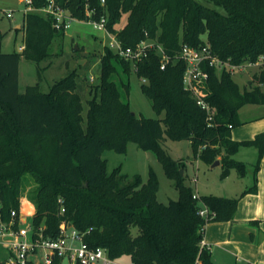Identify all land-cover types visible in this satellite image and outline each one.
I'll return each mask as SVG.
<instances>
[{"label":"trees","instance_id":"trees-1","mask_svg":"<svg viewBox=\"0 0 264 264\" xmlns=\"http://www.w3.org/2000/svg\"><path fill=\"white\" fill-rule=\"evenodd\" d=\"M52 1L82 20L106 15L108 30L123 47L157 40L170 61L161 68V56L150 49L134 65L106 45L87 108L76 71L56 81L49 92L35 84L21 93V56L39 62L49 55L54 39L65 35L64 28L55 26L52 14L27 12L23 49L0 53V225L9 222L13 209H21L23 178L30 174L34 235L41 232L56 238L61 223L67 222L85 232L90 246L104 248L112 259L129 255L132 264H213L211 250L201 246L206 225L233 219L241 197L258 190L264 131L247 140L233 139L231 131L243 124L242 107L264 105V62L244 88L230 70L203 64L209 78L200 88L213 106L210 118L185 88L187 63L179 55L184 43L194 47L209 43L212 52L231 65L257 62L264 55V0ZM50 3L31 0L37 9ZM124 13L127 22L117 29ZM120 67L129 76L121 77V85L128 90L135 72L143 93L158 114L164 113L163 118L133 114L119 84L111 79ZM166 138L189 140L195 156L208 164L219 159L222 177L232 169L246 176L248 165L234 155L241 147H255L254 185L237 198L198 196L185 184L181 163L167 154ZM131 140L157 155L176 183L177 200L159 201V180L153 170L146 182L139 175L129 179L119 169L107 172L104 151L124 153ZM203 206L208 208L207 216L200 214ZM51 264L63 262L55 257Z\"/></svg>","mask_w":264,"mask_h":264},{"label":"rangeland","instance_id":"rangeland-1","mask_svg":"<svg viewBox=\"0 0 264 264\" xmlns=\"http://www.w3.org/2000/svg\"><path fill=\"white\" fill-rule=\"evenodd\" d=\"M31 9V10H30ZM12 10V16H7L4 11ZM29 11H37L41 15L47 12L42 8H35L26 0H0V53L21 52L20 46L24 43V29L18 28L24 25L25 14ZM48 14V13H47ZM71 15V12L67 11ZM127 22V14L124 13L116 24L117 29H121ZM115 36L106 29L96 28L92 21L82 20L72 17L69 27L65 29L64 37L58 36L52 42L49 55L39 61L27 59L21 56L19 66V90L25 92L28 85L39 84L43 92H49L52 85L66 77L73 71L77 73L78 90L87 108V99L91 98L96 88L97 77L101 73L100 61L105 53V46L113 49ZM260 66H245L238 68L233 73L235 80L241 88H244L247 81L254 79V73L258 72ZM121 77L124 79L129 76L123 74L121 67L117 74H113L111 79L116 81L121 90V97L129 102L133 112L137 116L150 118H163L164 113L158 114L152 107L150 99L142 91V80L135 72L130 75V88L127 90L121 85ZM253 108V109H252ZM264 111V105L247 104L241 114L244 119L258 116ZM237 132L244 129L238 128ZM163 146L169 156L178 163L183 169L185 184L191 186L196 194L206 195H237L248 185H252L253 175L251 172L245 177H241L236 169H232L229 176L222 177V164L212 167L199 157H196L192 144L187 139L166 138ZM241 153L235 158L242 160L246 164L253 166L256 160L254 147L244 146ZM106 159V170L110 174L115 169H119L129 179L139 175L143 181L149 178L150 170L155 171L159 180L157 196L159 201L169 203L177 200L179 191L176 183L167 175L163 164L157 155L150 150L141 149L134 141H129L127 150L119 153L114 149H106L103 153ZM34 181L30 174L23 178V187L20 200L23 207L30 205L35 212L34 205L29 198V192ZM32 217H28L31 221ZM137 231L134 230V234ZM13 256L10 249L0 245V261L6 263ZM117 264H132L129 255H123L116 260ZM215 264H217L215 262ZM234 264V263H233Z\"/></svg>","mask_w":264,"mask_h":264},{"label":"built area","instance_id":"built-area-1","mask_svg":"<svg viewBox=\"0 0 264 264\" xmlns=\"http://www.w3.org/2000/svg\"><path fill=\"white\" fill-rule=\"evenodd\" d=\"M102 1L105 2V0ZM26 3L31 4V0H26ZM43 9L54 16L57 28L67 29L69 27L72 16L68 15L64 8L55 6L51 0V3ZM4 12L7 16H12V10ZM89 21H92L93 25L98 29L108 30V18L106 15L102 16L100 20ZM114 45L116 48H111L134 65L147 56V51L150 49H155L161 56V68H165L170 61L169 55L157 40L142 41L137 47L132 48L123 47L115 36ZM20 48L23 49V45ZM179 57L187 63L183 77L185 88L192 93L196 98L197 104L207 111L210 118L214 114V109L210 102L202 96L200 88V86H204L207 83L209 78V73L203 68V64L208 63L211 66L217 64L220 68H226L234 73L238 68L257 66L264 62L263 55L255 63L231 65L214 54L209 43L201 47H194L184 43ZM208 213V208L203 206L200 214L207 216ZM0 245L9 248L13 254L10 260L7 261L11 264H27L29 261L35 264H51L55 257H59L63 262L67 254L69 255L68 264H117L116 259L110 258L104 248H93L90 246L85 240V232H80L70 223H61L60 234L56 238L45 237L41 232L34 235L32 223L28 221V213L23 212L21 209H13L9 222L1 223ZM201 246L208 247L204 239L201 241Z\"/></svg>","mask_w":264,"mask_h":264},{"label":"crops","instance_id":"crops-1","mask_svg":"<svg viewBox=\"0 0 264 264\" xmlns=\"http://www.w3.org/2000/svg\"><path fill=\"white\" fill-rule=\"evenodd\" d=\"M22 26L23 24H20L18 28H22ZM20 50L22 49L20 48ZM242 108L240 109V117L243 124L238 128L244 130L237 132V127L232 129V138L235 140L252 139L258 133L264 131V111L254 118L244 119L241 114ZM240 149H243V147ZM255 151L257 159L258 151L256 148ZM241 152L242 150H239L237 154ZM248 167L253 175L252 167L250 168V165ZM252 182V185H248L237 195L224 194L217 196L237 198L246 189L254 185V177ZM21 210L28 213V217H32L34 214L30 205L23 207L21 204ZM204 240L211 250L213 264L215 262L217 264H264V156L258 172L257 192L247 193L241 197L238 210L233 219L208 223L205 228Z\"/></svg>","mask_w":264,"mask_h":264},{"label":"water","instance_id":"water-1","mask_svg":"<svg viewBox=\"0 0 264 264\" xmlns=\"http://www.w3.org/2000/svg\"><path fill=\"white\" fill-rule=\"evenodd\" d=\"M133 114H135V112H133ZM220 160L217 159L213 164H212V167H215L217 165H220ZM181 174H183V169H181ZM69 263V255L67 254L65 257H64V260H63V264H68ZM0 264H11L10 262H6L4 263L3 261H0Z\"/></svg>","mask_w":264,"mask_h":264}]
</instances>
